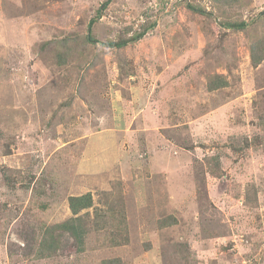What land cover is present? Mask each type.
<instances>
[{
	"label": "rangeland",
	"instance_id": "rangeland-1",
	"mask_svg": "<svg viewBox=\"0 0 264 264\" xmlns=\"http://www.w3.org/2000/svg\"><path fill=\"white\" fill-rule=\"evenodd\" d=\"M106 1L0 0V264H264V0Z\"/></svg>",
	"mask_w": 264,
	"mask_h": 264
},
{
	"label": "trees",
	"instance_id": "trees-1",
	"mask_svg": "<svg viewBox=\"0 0 264 264\" xmlns=\"http://www.w3.org/2000/svg\"><path fill=\"white\" fill-rule=\"evenodd\" d=\"M112 0H107L100 6V8L97 10V15L92 19V22L89 26V33L87 37L85 38V42H97L95 35L92 34L91 27L93 23H95L97 20H100L102 17L103 11L108 7ZM195 7V6H192ZM199 7V6H197ZM259 16V15H258ZM224 25L227 28H244L249 25V23L241 20H230L223 22ZM156 23H152L150 27L154 26ZM145 29H148V26L144 27ZM145 31L141 32H135L133 36L130 38H120L119 40H109L108 42H105L104 45H107L109 47H117V48H123L127 46L129 43L135 42L140 37L144 35ZM68 41V40H67ZM261 43L264 44V39L258 42L257 44L254 43L252 45V63L255 66H258L263 60H264V45H260ZM68 47V43H67ZM259 49V50H257ZM66 54H70L69 47L66 50ZM63 52L59 53L60 59H65L64 56L66 55ZM219 83H216L213 80V84H211V89H216L218 87H224L228 84L226 79H219ZM69 204L70 208L73 212L72 216H70L67 220H64L62 222H56L55 224L47 226L43 230V238L41 241L42 251L39 255L44 256H50L52 255L53 251L58 247L60 236L63 233H69L70 235H74L76 237V241L78 242L79 246L84 247V240L85 236L87 234L88 228L86 225V220H88V217L90 215V208L94 205V195L90 191L85 192L83 194L79 195H72L69 197ZM43 253V254H42ZM114 260H105V263H111Z\"/></svg>",
	"mask_w": 264,
	"mask_h": 264
}]
</instances>
